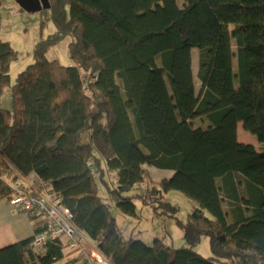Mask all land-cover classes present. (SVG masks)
I'll return each mask as SVG.
<instances>
[{"label": "trees", "instance_id": "obj_1", "mask_svg": "<svg viewBox=\"0 0 264 264\" xmlns=\"http://www.w3.org/2000/svg\"><path fill=\"white\" fill-rule=\"evenodd\" d=\"M48 8L55 29L12 83L17 51L0 37V200L10 202L15 181L53 192L78 239L71 245L26 213L33 233L0 247V264L75 261L87 240L110 264H264V0H48ZM66 36L73 64L47 59ZM238 124L258 148L238 140ZM147 165L171 174L151 180ZM30 173L34 187L21 180ZM169 190L194 201L185 220L159 200ZM150 197L186 245L123 237L111 204L135 216V198ZM38 233L46 240L35 249ZM203 235L208 257L194 250Z\"/></svg>", "mask_w": 264, "mask_h": 264}, {"label": "rangeland", "instance_id": "obj_2", "mask_svg": "<svg viewBox=\"0 0 264 264\" xmlns=\"http://www.w3.org/2000/svg\"><path fill=\"white\" fill-rule=\"evenodd\" d=\"M51 11L48 8V0H1L0 3V37L7 40L17 51V58L9 66L11 83L16 80L18 73L25 69L33 61V50L36 41L46 37L55 29L51 19ZM69 36L64 37L56 44L50 46L45 56L47 59H56L63 65L73 64L69 58L68 43ZM192 70L196 85L199 83L196 78L197 70V50H191ZM8 95V90L4 94ZM9 96V95H8ZM5 99V98H4ZM237 137L241 142L251 143L258 148L259 143L255 136L242 129L238 124ZM151 180L157 181L163 177L169 176L168 170L146 166ZM112 178V175H110ZM147 181L145 182V184ZM146 188V185H144ZM97 191L100 195L106 196V188L101 181H97ZM142 190H144L142 188ZM169 201L178 206L176 216L185 220L188 212L194 205V201L176 190H169L159 196V200ZM154 198L150 197L149 202L143 203L139 198H135V204L138 214L135 216L125 215L120 212L112 203L111 211L117 223L118 229L124 238L141 239L150 244L154 237L161 238L167 245L180 247L186 245L181 226L176 223L169 211ZM88 245V243L83 242ZM89 246V245H88ZM90 247V246H89ZM92 250L91 247L88 251ZM194 250L203 255L210 256L209 238L203 235L200 241L194 246ZM82 250H80L81 252ZM80 255L85 256V251L75 253L78 259L67 262L69 257H63L54 264H83ZM70 256V257H71Z\"/></svg>", "mask_w": 264, "mask_h": 264}, {"label": "built area", "instance_id": "obj_3", "mask_svg": "<svg viewBox=\"0 0 264 264\" xmlns=\"http://www.w3.org/2000/svg\"><path fill=\"white\" fill-rule=\"evenodd\" d=\"M14 194L9 203L13 204L21 213H37L50 224L54 235L65 238L69 244L75 245L78 234L71 225V213L58 205L56 194L53 192L34 190L33 193L26 192L19 186V181L13 182ZM46 240V235L38 233L34 236L32 244L35 249H40ZM85 247V258L88 264H110L93 249L88 251ZM82 250V251H83Z\"/></svg>", "mask_w": 264, "mask_h": 264}, {"label": "crops", "instance_id": "obj_4", "mask_svg": "<svg viewBox=\"0 0 264 264\" xmlns=\"http://www.w3.org/2000/svg\"><path fill=\"white\" fill-rule=\"evenodd\" d=\"M2 105L6 108L9 106L7 94L2 96ZM168 172L171 173V171ZM21 180L27 187H34L39 182V178L34 173L28 174ZM32 224L27 214L19 212L13 204L0 200V247L30 236L33 233ZM87 243L90 246L91 243L88 240ZM81 262L83 263L82 259Z\"/></svg>", "mask_w": 264, "mask_h": 264}]
</instances>
